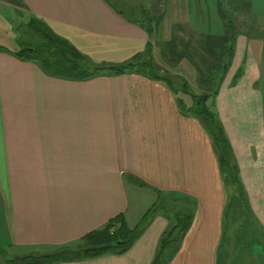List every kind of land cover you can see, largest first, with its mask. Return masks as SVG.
I'll return each mask as SVG.
<instances>
[{"label":"crops","instance_id":"0c3cea01","mask_svg":"<svg viewBox=\"0 0 264 264\" xmlns=\"http://www.w3.org/2000/svg\"><path fill=\"white\" fill-rule=\"evenodd\" d=\"M251 2L233 4L246 15ZM32 20L99 66L144 60L151 44L165 72L171 68L157 46L177 24L190 36L192 21L190 0H153L150 34L110 0H0V264L76 244L119 215L132 229L159 195L197 204L169 264H216L226 251L219 244L227 195L209 135L180 111L189 96L135 70L84 81L51 77L17 57V29ZM245 30L238 26L213 110L264 232V34ZM193 70L183 59L171 72L191 87ZM167 225L157 214L127 252L59 264H152ZM243 258L264 264V251Z\"/></svg>","mask_w":264,"mask_h":264},{"label":"trees","instance_id":"16d2710c","mask_svg":"<svg viewBox=\"0 0 264 264\" xmlns=\"http://www.w3.org/2000/svg\"><path fill=\"white\" fill-rule=\"evenodd\" d=\"M220 12L224 28V34L220 38L214 39L213 36L194 38L195 35L191 34L190 38L184 41L180 32L177 31L178 34L174 35L169 42L160 43L161 48L163 47L161 50L163 60L169 63L170 56L176 55L174 64L186 59L195 68L197 82L201 90L200 95H190L189 86L185 81H180L179 78L171 79L163 69L154 64L151 57V44L147 48L144 60L137 59L120 66H99L89 62L68 42L56 36L45 24L32 20L28 24L22 25L25 29L23 35L25 40L22 42L21 34L17 29L19 34L17 57L23 61L36 63L51 77L74 81L89 80L106 72L107 74L120 75L135 70L165 82L175 91L191 96V105L188 107L181 103L179 108L183 115L198 119L210 137L227 195L219 247L224 244L228 247L229 242L225 228L235 196L239 202L242 201L248 213L249 208L231 146L213 110L214 100L233 57L239 26L232 19H226L222 8H220ZM147 30L149 34L152 32L149 28ZM196 208V202L188 197L173 198L159 195L156 202L132 229L126 226L123 216L119 215L111 219L102 229L84 236L76 244L60 247L47 253L8 258L6 264H59L90 260L103 255H121L131 248L157 214L162 215L168 225L159 240L152 264H169L179 251L182 240L191 228ZM262 234L264 236V232ZM260 245L264 251V238ZM219 260L217 259L216 264H220ZM231 262L227 263L231 264Z\"/></svg>","mask_w":264,"mask_h":264},{"label":"rangeland","instance_id":"374dc122","mask_svg":"<svg viewBox=\"0 0 264 264\" xmlns=\"http://www.w3.org/2000/svg\"><path fill=\"white\" fill-rule=\"evenodd\" d=\"M250 1H252V6L250 8L251 10L249 9V14L245 15L244 13H241L243 9L242 7H237L235 4H233L235 0H201L200 7L199 5H195L197 0H190V12L192 19L190 29L191 34L192 32L195 33L196 37L194 36V38L213 36L214 39H216L223 36V20L222 13L220 12V8H222V12L226 16V19H232L234 22H237L239 24V29L246 28L245 31L249 34L258 31L261 33L263 31V35L264 26H259L260 22H258V20H264V5L257 3L258 0ZM110 3L115 8L122 11L129 20L138 23L145 29L153 26V0H110ZM199 13L202 14L200 19L198 18L199 16H197ZM177 25L174 26L173 30H171V39L174 35L178 34L177 31H179L183 34V36L180 35L181 38H183L184 41H187L188 38H190V36H188L189 30L183 27L181 24ZM18 31L21 34L22 42L25 40L23 37L25 29H23L22 24L19 25ZM157 47L159 50H162L163 48H161V44H159ZM175 59L176 55H172L170 56L171 61L169 63L168 61L166 62L163 60L164 62L168 63V67L171 68L170 71H166L167 76L171 77V79L179 78L180 81H185L187 83L184 75L171 72L172 69H174L179 64H174L176 61ZM87 60L91 62L89 59ZM193 72L196 74L195 76L197 78L196 70H193ZM175 88L177 87L175 86ZM189 90L191 93H189L190 95L201 94V90L196 79L195 82L191 83ZM187 98L188 102L190 103L191 96ZM209 106L211 107V104H209ZM231 204L233 208L231 207L228 213L227 226L225 228L229 246L225 247L226 251H221V255L218 256V260L220 259V264H228V261H232L231 264H242L243 261L244 264L246 258L243 257L246 252L261 249L260 243H262L264 236L253 222L249 213L245 210L242 201L239 202L238 198L235 196V201Z\"/></svg>","mask_w":264,"mask_h":264}]
</instances>
